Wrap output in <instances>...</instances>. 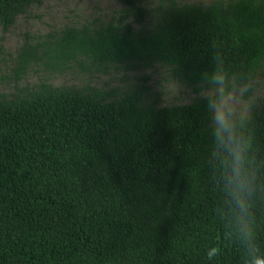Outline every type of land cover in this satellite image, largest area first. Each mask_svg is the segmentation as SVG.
<instances>
[{
  "label": "trees",
  "instance_id": "trees-1",
  "mask_svg": "<svg viewBox=\"0 0 264 264\" xmlns=\"http://www.w3.org/2000/svg\"><path fill=\"white\" fill-rule=\"evenodd\" d=\"M0 0V21H11ZM97 27H65L23 47L18 79L42 62L56 73L72 62L165 67L200 92L201 74L221 62L222 99L264 72V0H163L142 15ZM202 96L155 107L141 90L104 103L98 95L45 93L0 105V264H241L216 221L219 191L209 162ZM246 117V116H245ZM264 161V110L246 117ZM257 243L264 250V201ZM220 248L213 261L205 249Z\"/></svg>",
  "mask_w": 264,
  "mask_h": 264
},
{
  "label": "rangeland",
  "instance_id": "rangeland-1",
  "mask_svg": "<svg viewBox=\"0 0 264 264\" xmlns=\"http://www.w3.org/2000/svg\"><path fill=\"white\" fill-rule=\"evenodd\" d=\"M142 15H130L134 25L146 24L147 15L163 0H133ZM208 3L212 0H177ZM130 0H20L9 5L11 21H0V105L21 97L33 98L45 93L79 96L98 95L107 103L120 101L141 90L145 102L155 107L187 105L205 93L175 81L160 65L145 67L114 65L104 72L91 66L72 62L62 73H56L42 62L30 64L18 79V56L23 47L36 45L65 27H97L126 15ZM222 99V104L235 106L248 117L264 110V72L252 82L237 85Z\"/></svg>",
  "mask_w": 264,
  "mask_h": 264
},
{
  "label": "clouds",
  "instance_id": "clouds-1",
  "mask_svg": "<svg viewBox=\"0 0 264 264\" xmlns=\"http://www.w3.org/2000/svg\"><path fill=\"white\" fill-rule=\"evenodd\" d=\"M228 75L218 58L201 74L202 99L209 116V162L219 191L216 221L224 241L241 254V264H264V250L257 243L256 207L264 201V161H257L251 138L245 131L246 117L235 106L222 104ZM213 261L220 248L205 249Z\"/></svg>",
  "mask_w": 264,
  "mask_h": 264
}]
</instances>
